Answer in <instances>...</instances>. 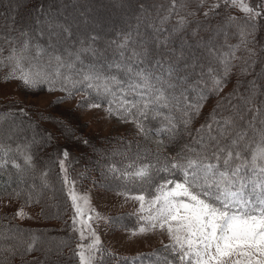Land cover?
<instances>
[{"label": "rangeland", "instance_id": "374dc122", "mask_svg": "<svg viewBox=\"0 0 264 264\" xmlns=\"http://www.w3.org/2000/svg\"><path fill=\"white\" fill-rule=\"evenodd\" d=\"M163 1L2 0L7 15L12 16L14 20L21 15L22 29L28 30L32 37L38 38L48 49L57 48L63 51L67 46L66 49L76 48L75 53L81 55L85 48L89 49L91 41L98 42V45L105 49L110 42L116 41L117 34L127 31L140 50L159 42V45H165L174 52L175 58L185 69L212 66L218 72H223L222 61L227 60L222 51L223 44L226 49L229 48L226 39L234 28L226 23L215 26L211 23L210 34L203 25H195L189 31L175 27L169 33L165 28L168 24V12L163 13L165 10L161 7ZM203 1L207 5H216L220 0ZM244 3L252 9L259 8L264 12V0H244ZM35 5H43V9L53 13L48 19L55 23V28H47L46 19L42 18L39 19L41 23L37 24L39 17L35 15L36 10L34 13V9L32 10ZM233 8L238 14L252 17L239 7ZM15 41L20 42L17 37ZM65 56L72 57L68 53ZM63 60L67 65V58ZM36 62L46 68L48 73L58 68V64L49 57L40 61L36 59ZM61 68L68 69L66 66ZM253 74L255 80L250 82L245 90L236 92L232 84L227 83L216 97H210L195 116L193 126H188L187 129L181 121L176 120L174 99L168 97V107L156 105L177 125L173 129L175 138L171 141L167 131H161L159 136L156 134L165 126L155 129V126L144 124L147 132L145 138L130 119L126 122L116 115L109 116L106 107H83L86 101L81 99L80 93L68 96L66 91H59L58 88L49 91L48 84L31 89L17 80L5 81V77L1 75L0 105L13 104L20 107L31 115L40 129L50 134L42 155L40 154L43 157L39 158V164L46 167L51 177L49 184L42 172L32 168L19 172L15 177L6 175L3 178V187L32 193L31 196L38 199L29 203L8 196L0 197V222L3 223V226H0L1 264H12L17 258L23 264H66L63 261L67 254L73 258L72 261H76L75 264H80L78 246L86 247L92 243V232L99 238V251L96 252L93 264H176V258H179L177 253L173 254L172 249L168 247L172 241L166 232L156 229L139 233L141 227H148L144 219L148 215V201L156 194L150 191L141 193L138 190L131 192L122 188L119 186L122 181L108 172L109 164L121 159L120 149L131 150L138 158L182 155L185 146L191 147L197 127L206 120L218 100L228 94L232 95L229 102L230 116H242L240 129H250L259 138V130L264 129V65L260 64ZM131 75L127 71V79L128 76L131 78ZM135 80L137 78H133L129 83ZM129 96L131 100L139 98L132 94ZM254 100L257 101L259 111L257 116L247 113ZM250 123L252 127H249ZM22 127L0 120V134H3L4 138L10 139L21 130H29L26 132L27 143L33 146L40 143L41 138L37 134L39 132L30 130L31 127L27 125ZM64 152L68 153L67 158L64 157ZM144 167L147 166L142 165L136 170ZM151 168L152 173L163 171V166L157 163L152 164ZM56 171H59L61 176V188L56 185L53 176ZM171 187L174 185H169V188ZM73 194L77 197L76 204L81 208L82 214L78 215L73 206ZM50 195L52 199H49ZM138 195L145 197L144 212L140 211L141 202L134 199ZM21 210L23 217L17 215ZM81 231L84 239H81ZM61 233L71 237L66 242L69 241L71 252L76 256L73 257L69 254L70 251L61 246L63 241L57 236ZM34 242L37 249L29 253L27 248Z\"/></svg>", "mask_w": 264, "mask_h": 264}, {"label": "snow or ice", "instance_id": "6c2138e0", "mask_svg": "<svg viewBox=\"0 0 264 264\" xmlns=\"http://www.w3.org/2000/svg\"><path fill=\"white\" fill-rule=\"evenodd\" d=\"M227 2L239 7L253 18L260 15L259 11H254L244 3V0ZM40 23L38 19L37 24ZM47 27L55 28L56 25L49 21ZM21 35L27 37L29 33L22 32ZM31 46V41L25 39L22 46L19 49L13 47L7 57H3L0 50V67L9 68L5 81L17 79L31 89L48 84V90L54 91L57 80L62 79L60 90L68 92L69 96L73 93L67 87L68 84L75 89L79 84L86 82L84 94L90 95L87 90L92 89L95 97L87 100L83 107L100 108L101 101L106 100L109 104L106 108L109 116L116 115L126 122L130 119L145 138H147L145 126L136 117L147 118L153 105L168 107L169 98L164 85H167V89L183 86L171 82L174 74L172 67L166 70L168 79L163 75L155 76L151 72L138 71L135 73L137 80L129 83L127 88H124L115 76L103 77L92 70L85 73L81 81H73L70 75H63L59 68L66 66L71 70L74 64L65 65L61 56L49 53L51 59L58 64L57 71L50 76L33 62L44 55L45 50L37 46L35 57H32L29 55ZM76 58L78 60L79 56ZM222 64L223 76L211 75L209 78V90L216 94L223 90L225 77L231 67L228 60H223ZM128 72L131 73L132 69L129 68ZM199 83L208 84L207 81H197V84ZM187 86L196 90L192 85ZM117 90L122 95L114 109L111 105L117 99ZM130 94L139 96V99H126L125 97ZM207 95V92H199L196 102L188 103L185 93H180L187 109L184 115L188 119L182 121L185 129L188 128L192 116L199 114ZM109 97L112 99H108ZM180 97L173 96V99ZM219 107L220 105L218 109ZM166 119L170 127L165 126L156 134L159 136L161 131H167L171 141L175 138L173 129L177 125L170 118ZM249 127H252L251 123ZM197 131L198 136L193 142L199 145L198 148L185 146L188 155L177 154L175 157L165 158L162 170L170 173L172 170L181 172L183 181L168 179L156 188V195L148 201V215L144 218L148 227H141L139 233L156 229L166 232L172 241L168 247L177 253L181 264H264V129L259 130L260 140L255 143V147L252 143H245L242 147L247 132L237 130L232 117L218 119L214 112L209 121ZM67 156L68 153L64 152V157ZM31 159V156H26L25 163L31 165ZM61 166L63 167V162ZM148 174V168L144 167L130 175L144 179ZM169 185L174 187L169 188ZM134 199L141 202L140 211L144 212V195L135 196ZM72 200L77 214H82L74 194ZM17 215L23 217L24 213L21 210ZM92 235L94 237L92 243L86 247L78 246L80 264H93L96 259L99 238L95 237L94 232ZM81 239H84L82 231ZM31 250L32 245H29L27 251Z\"/></svg>", "mask_w": 264, "mask_h": 264}, {"label": "trees", "instance_id": "16d2710c", "mask_svg": "<svg viewBox=\"0 0 264 264\" xmlns=\"http://www.w3.org/2000/svg\"><path fill=\"white\" fill-rule=\"evenodd\" d=\"M162 4V10H165L163 11V13L168 12V24L167 26H165V28H167L166 30L169 33H171V30L175 27H179L184 31H189V29L195 25H203V28L206 27L207 33L210 34L211 23H213V26L221 23L231 25L234 30L231 35L227 37L228 39H226V41H228L227 47L229 48L226 49V46H224L223 44L222 50L231 65L230 71L228 72L227 77H225L224 87L227 83H231L233 89L236 90V92L243 91L245 90V87L250 84V82L255 80V75L253 74V72L256 71L257 68H259L260 64L264 65V12L261 9H253L254 11L260 12L259 16H255L253 18L235 12L233 6L229 4L227 0H220L217 2L216 5H207V3L203 0H164ZM32 10L33 13L36 10L35 15H38V19H46L45 22H47L48 25L50 21L48 18L50 15L53 14L52 12H49V14L45 9H43V5L32 6ZM162 10L160 12H162ZM21 17L22 16L19 15L16 20H14L12 19V16L7 15V12L3 7V2L2 0H0V33L2 34V39L0 40V50H2L3 57H7L13 47L19 49L22 46L23 41L25 39H29L31 41H36V43L34 44L31 43L32 46L30 48L29 55H34L35 57L37 46L45 50V54L39 57L38 61L43 58L47 59L48 57L51 59V57L48 55L50 53L54 55H59L62 58H67V61H69L68 63H73L74 67L71 70H61L62 68H59V71L63 75H70L73 81H81L83 75L92 70L103 77L115 76L119 81H121L122 86L124 88H127L129 82L133 78H137L135 76V73L138 71L151 72L155 76L163 75L165 79H168L166 70L169 67H172L174 69V74L171 77V82L178 83L179 85L183 86H178L176 89H167V85H164L166 89V95L168 97L170 96L172 99L173 96L180 97V93L184 92L188 98V103H195L196 97L199 92H207V99L203 102L205 103L208 99H210V97L212 98L218 95L209 90V78L211 75L223 76V72H218L212 66H203L191 70L185 69L179 63V60L175 58L174 52L170 51L169 47L167 48V46L165 45V47L161 44L159 45V42H157V45L147 46L140 50V47H138L139 45H137V43H135V41H133L128 36V32L121 31L116 36V38H119H115L116 41L110 42L107 48L102 49L101 46L98 45V42L91 41L89 49L84 47L85 50L81 52V55H79L78 53H75L76 48L66 49L67 46L64 48V52L57 48L48 49L44 44L40 42L38 38L32 37L28 30L22 29L23 27H21L22 23L20 20ZM47 28L53 29L50 27ZM22 32H28L29 35L25 37L21 35ZM240 34L242 35V37H239ZM16 37L19 39L20 42L15 41ZM121 45L124 46L121 47ZM67 53H71L72 57L65 56V54ZM77 56H79L78 60L76 58ZM51 61L55 60L51 59ZM33 62L42 67L39 62H36V59H34ZM129 68L132 69V72L130 73V75H132L131 78L128 76V79L130 78L128 80L126 74ZM43 69L48 73L46 68ZM56 71L57 68L52 71V73L51 71H49V75H54ZM8 72L9 68L7 66L0 67V76H7ZM76 75H78V77ZM17 81L19 83L21 82L19 80ZM197 81H207L208 84H197ZM61 83L62 79L57 80L55 86L56 89L58 88L59 91H61ZM85 84L86 82L79 84L75 89L72 88L71 84H68L67 87L73 93L71 96L80 93L82 94L81 99L83 101H87L89 99L94 98L95 93L92 89L87 90L90 95L84 94ZM187 85L194 86L196 90L194 91L192 87H188ZM121 95L122 93L117 90V99L111 105L114 109L118 106L119 97ZM230 96L232 95L228 94L225 98H221V100H218L216 106L213 107V110H211V113L209 114V116H207L206 120L204 122H201V125L197 127V130L209 121L210 116L214 112L216 113L218 119H223L230 116ZM128 97L130 96L128 95L125 98L131 100ZM108 99L112 98L109 97ZM138 99L139 98H135V100ZM174 100L176 103L175 112H177L176 120L182 122L183 120L188 119V117L184 115L187 109L185 107V101L183 97ZM101 105L106 108L109 107V104L106 100L101 101ZM218 105H220L219 109ZM247 113H251L255 116L258 115L259 111L257 107V101H252L251 105L249 106V109H247ZM189 114L191 115V113ZM195 116L196 115L192 116L189 126H193V120ZM136 118L139 119L143 124L155 126V129H157L158 127L161 128L163 126L168 125V119L166 118H169V116H166L163 110L161 112L156 105H153L149 110L147 118L143 116H137ZM232 118L236 124L237 130H241L240 128L242 127V116ZM0 120L10 122L11 124H18L19 126H21V128H23L22 125H27L29 126V128L31 127L30 130L34 129V131L39 132L37 134L41 138V141L39 144H35L34 146L29 145L27 143L28 136L26 132H28L29 130H21V132L16 134L15 137H11L10 139L4 138L3 134H0V165H2L0 166V197L8 196L14 199H20L30 203L34 200H37L38 198L31 196L32 193L23 192V190L16 191L13 187H3L2 180L6 175L15 177L17 176V174H19V172L33 168L37 170V172H42L44 179L50 184V172L47 171L46 167H44L43 164H39V158L42 159L43 157H41L42 151L43 148H45L44 146L46 144L47 139L50 138V134L47 131L40 129V127L33 121L31 115H29L25 110L21 109L20 107L18 108L13 104L0 105ZM245 131L247 132V136L245 137V141L242 142L241 146L243 147L245 143H252L253 147H255V143L259 142L260 137L258 138V135H256V133L252 132L250 129ZM233 135H235V132H233ZM194 136L195 138L198 136V131H196V134H194ZM193 140L194 139H192L190 148H198L199 145L195 144ZM119 152L122 154L121 159L115 161L114 163H110V170H108V172H110V174L113 175V177H115L116 179H120L122 183L118 182L119 186L127 189L128 191L133 192L138 190L141 193H147L150 191L156 194V188L168 179L175 180L176 182L183 181L182 173L176 170H172L171 173L166 171L152 173L151 165L157 163V165L164 167L165 158H169V156L167 155H157L152 157L144 156L138 158L137 156H134V152L131 150L126 151L120 149ZM188 154L189 153L185 151L181 156H186ZM244 154L247 155V152H245ZM26 156H31V165L25 163ZM55 158L56 157H54V161H56ZM15 165H19V167H16ZM142 165L147 166L149 173L148 177L140 179L130 175ZM53 176L55 182L57 183L56 185L61 188L62 180L60 178L61 176L59 174V171H56V174L53 173ZM64 196L66 195L64 194ZM52 198L53 197L50 195L49 199ZM0 226H3L2 221L0 222ZM57 236L60 237L63 241L61 246H63L64 249L70 251L69 254H72L73 257L76 256V254L71 252L72 247L69 246V241L66 242L68 239L70 240L71 237L63 233L57 234ZM30 245H32V250L28 252L31 253L33 251H36L37 246L35 242ZM173 254H175V252H173ZM36 256L37 255L35 254L34 257ZM65 256L67 258L65 257L63 261L64 263H76L75 260H71L73 258L70 257V255L67 254ZM133 257L136 256H132V258ZM176 260V264H181V262H179L177 258ZM12 264L23 263L22 261H20L19 258H17L13 261Z\"/></svg>", "mask_w": 264, "mask_h": 264}]
</instances>
